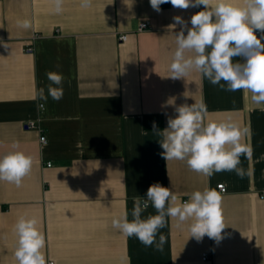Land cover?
Segmentation results:
<instances>
[{
    "label": "crops",
    "instance_id": "obj_1",
    "mask_svg": "<svg viewBox=\"0 0 264 264\" xmlns=\"http://www.w3.org/2000/svg\"><path fill=\"white\" fill-rule=\"evenodd\" d=\"M80 3L64 0L55 14L52 0H0V157L22 151L33 158L21 187L0 181V264H18L14 225L22 216L37 219L48 264H264L262 106L252 103L251 93L222 90L195 70L170 77L180 31L169 27L173 17L191 27V16L203 8L166 3L157 12L149 0ZM23 19L30 29L17 26ZM145 21L150 27L138 31ZM123 34L128 38L121 42ZM49 71L63 75V98L39 108L42 101L33 97L48 85ZM172 99L175 105L203 102L206 121L231 119L248 129L241 140L251 149L250 158L240 157L243 178L234 171L207 177L186 161L162 157L161 137L145 129L144 119L163 116L166 128L176 114ZM33 121L47 145L26 127ZM157 182L171 188L177 204L195 191L216 190L227 226L223 239L197 242L189 238L190 221L177 227L169 218L159 252L113 228L112 219L125 212L131 220L133 198ZM149 214H155L151 206L142 216Z\"/></svg>",
    "mask_w": 264,
    "mask_h": 264
},
{
    "label": "clouds",
    "instance_id": "obj_2",
    "mask_svg": "<svg viewBox=\"0 0 264 264\" xmlns=\"http://www.w3.org/2000/svg\"><path fill=\"white\" fill-rule=\"evenodd\" d=\"M55 14L63 12L64 0H52ZM151 7L161 11V5L170 3L177 9L203 6V10L190 18L191 27L181 16H174L169 27L180 26L175 34L176 49L170 63V77L181 79L195 70L212 85L222 90L251 93L253 104L264 110V0H149ZM82 8H90L92 0H81ZM17 26L28 30L31 21L17 20ZM257 32L260 33L259 37ZM186 33V34H185ZM5 47H7L5 45ZM48 85L36 89L33 99L42 101L63 98L61 73H46ZM223 82V83H221ZM175 116L168 117L167 127L160 129L155 122L152 132L161 137L158 141L166 161H186L188 168L211 177L223 171L235 172L243 178L247 173L240 167V157L251 156V149L241 143L247 128L231 119L206 121L207 107L203 102L175 105ZM33 167V158L22 151H10L0 157V181L21 187ZM170 187L154 183L146 195L133 198L131 220L128 212L112 219V226L126 237H135L145 247L162 252L167 237L160 232L169 218H175L177 227L189 223V238L197 242L207 236L216 242L223 239L227 227L222 213V197L211 188L195 191L182 203ZM155 214L142 216L149 207ZM35 217H20L14 225L17 237L14 256L18 264H48L42 251L46 237L37 227ZM158 237V239H157Z\"/></svg>",
    "mask_w": 264,
    "mask_h": 264
},
{
    "label": "built area",
    "instance_id": "obj_3",
    "mask_svg": "<svg viewBox=\"0 0 264 264\" xmlns=\"http://www.w3.org/2000/svg\"><path fill=\"white\" fill-rule=\"evenodd\" d=\"M201 8H203V6H200V10H201ZM150 27V23L148 22V21H145L144 23H142V24H140V26H139V28H138V31H140V32H142V31H145V29H148ZM257 34H260L259 32H257ZM127 38H128V35L127 34H123V35H120L119 36V40L121 41V42H124V41H126L127 40ZM29 52H31L33 49H32V47L31 48H28L27 49ZM26 127L28 128V129H36V130H38V132H39V135H40V143H41V145L42 146H45V145H47V143H48V138H47V135L45 134V131H44V129L36 122V121H33V122H28L27 123V125H26ZM52 164L51 163H49V165L48 166H51ZM218 187V190L221 192V193H223V192H226L227 191V187L222 183V184H219V185H217ZM263 199H264V195H263ZM204 260H207V256H206V254H204L203 255V257H202ZM49 264H54V262L52 263H49Z\"/></svg>",
    "mask_w": 264,
    "mask_h": 264
},
{
    "label": "trees",
    "instance_id": "obj_4",
    "mask_svg": "<svg viewBox=\"0 0 264 264\" xmlns=\"http://www.w3.org/2000/svg\"><path fill=\"white\" fill-rule=\"evenodd\" d=\"M153 122L157 124V126L162 129L164 125V118L160 115H148L145 116L144 119V127L146 130H152Z\"/></svg>",
    "mask_w": 264,
    "mask_h": 264
}]
</instances>
